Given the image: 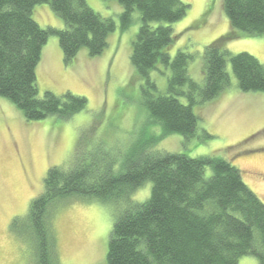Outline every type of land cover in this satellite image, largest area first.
<instances>
[{
    "label": "trees",
    "instance_id": "obj_1",
    "mask_svg": "<svg viewBox=\"0 0 264 264\" xmlns=\"http://www.w3.org/2000/svg\"><path fill=\"white\" fill-rule=\"evenodd\" d=\"M117 1L124 6V24L135 11L140 13L142 25L131 62L146 82V106L162 133L142 142L127 161L116 158L117 167H103L88 157L50 167L43 191L31 201L25 216L13 219L12 231L33 243L34 264H62L55 212L69 201L97 198L125 203L112 228L107 264H238L245 256L264 264V202L244 182L240 169L220 156L191 157L154 149L173 133L186 139L198 136L194 105L216 98L231 86L228 61L242 91L264 92V64L249 53L230 54L224 47L241 33L264 34V0L223 1L231 29L206 47L202 85L189 75L190 54L179 51L171 59L166 51L175 39L170 25L187 15V4L182 0ZM42 3L50 4L64 20V29L39 26L33 12ZM154 22L159 24L153 26ZM116 27L113 19L101 16L87 0H0V96L29 121L67 120L86 110L88 101L83 96L71 92L57 96L49 91L41 95L36 70L42 48L50 35H57L66 63L82 48L97 56ZM161 63L172 72L165 93H158L152 77ZM180 97L188 98V104ZM147 181L152 182L150 197L133 200L132 195Z\"/></svg>",
    "mask_w": 264,
    "mask_h": 264
},
{
    "label": "rangeland",
    "instance_id": "obj_2",
    "mask_svg": "<svg viewBox=\"0 0 264 264\" xmlns=\"http://www.w3.org/2000/svg\"><path fill=\"white\" fill-rule=\"evenodd\" d=\"M182 1L189 6L188 13L170 25L175 39L166 51L171 59L179 51L190 54L189 75L202 85L206 47L230 31V21L223 10L224 0ZM87 2L101 16L116 22L105 50L91 56L82 48L66 63L59 37L50 35L36 70L41 95L71 92L87 99V109L67 120L49 117L29 121L15 104L0 96V264H34L33 243L17 237L11 224L15 217L28 213L31 201L43 191L50 167L69 165L84 157L103 167H117L113 163L116 158L127 161L134 157L137 146L162 133L146 106V82L131 62L142 25L140 13L135 11L124 24V6L119 1ZM33 18L42 28H65L64 20L48 3L37 4ZM224 47L230 54L249 53L264 64V34L241 33ZM228 70L231 86L216 98L194 105L199 116L198 136L186 139L173 133L154 149L191 157H223L240 169L244 182L264 202V92L242 91L230 61ZM171 73L162 63L152 71L158 93L167 91ZM150 92L157 94L152 89ZM179 99L188 104V98ZM151 189L152 182L147 181L132 195L133 200H147ZM123 206L124 202L113 204L97 198L62 205L53 221L62 264H107L110 235ZM238 264L259 262L254 256H245Z\"/></svg>",
    "mask_w": 264,
    "mask_h": 264
}]
</instances>
